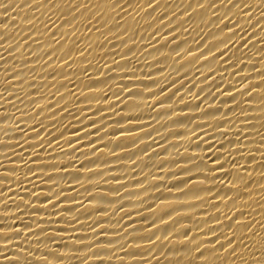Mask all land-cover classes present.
<instances>
[{
  "label": "bare ground",
  "instance_id": "1",
  "mask_svg": "<svg viewBox=\"0 0 264 264\" xmlns=\"http://www.w3.org/2000/svg\"><path fill=\"white\" fill-rule=\"evenodd\" d=\"M0 264H264V0H0Z\"/></svg>",
  "mask_w": 264,
  "mask_h": 264
}]
</instances>
